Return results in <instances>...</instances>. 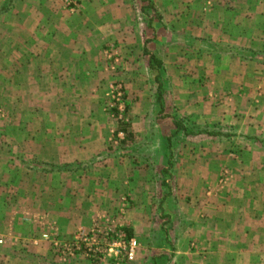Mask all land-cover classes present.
Masks as SVG:
<instances>
[{
    "label": "crops",
    "instance_id": "0c3cea01",
    "mask_svg": "<svg viewBox=\"0 0 264 264\" xmlns=\"http://www.w3.org/2000/svg\"><path fill=\"white\" fill-rule=\"evenodd\" d=\"M149 1L77 0L70 12L59 0H0V264H106L61 262L50 240L111 218L122 197L123 227L155 261L264 264L262 166L230 169L238 155L198 153L193 134L167 138L174 118L210 128L235 116L239 133L264 139V11L257 0ZM113 83L130 100L127 127L108 116Z\"/></svg>",
    "mask_w": 264,
    "mask_h": 264
},
{
    "label": "rangeland",
    "instance_id": "374dc122",
    "mask_svg": "<svg viewBox=\"0 0 264 264\" xmlns=\"http://www.w3.org/2000/svg\"><path fill=\"white\" fill-rule=\"evenodd\" d=\"M248 1L249 2L251 1L252 3L254 2V0H248ZM241 2L243 4V6H247V4H248V3L244 4L245 0H241ZM229 4L230 3H228L227 6H229ZM242 4H241V6H242ZM252 5H254V6L257 5V7H258L257 12L264 11V2L261 3V0H257V2L255 4H252ZM62 7L64 8L63 5H62ZM240 9L242 10L243 8L240 7ZM255 13H256V10L249 11L247 9V14H249L247 21H249V22L251 21L253 23H258L260 21L259 20L260 18L258 16L255 18L254 17ZM219 52L221 54V60L223 59L224 55L227 57L226 52H222V51H219ZM214 53L216 54L217 51L214 52ZM196 61H197V59H196ZM203 62H204V56L202 57V60H201V63H203ZM208 70L211 71V68H209ZM185 72H187L186 68L184 69V73ZM205 85H208V84L207 83L202 84V86H205ZM155 86H156V84H155ZM124 90H125V87H124ZM153 90L155 92L156 91V87H154ZM215 95H221V94L216 93ZM125 96H126V90H125ZM126 100L129 103L128 104V109H127V112H128V110L130 108L129 107L130 106V100L127 98V96H126ZM215 101L219 105H222V103H223L222 100H220V99H217ZM223 101H225V100H223ZM231 104H235L236 106H238L239 99H237V98L234 99L233 98L231 100ZM247 106H250L249 99L247 100ZM158 110H159V108H158ZM1 112H2V109L0 108V117H3ZM127 117L128 116H127V113H126L125 114L126 121L124 120L123 123L116 122L113 119H111L110 117L109 118L111 120H113L114 122L118 123L119 125H123V126L127 127L129 125ZM192 119H187V121L183 120V122H185V125L187 127L186 128L187 129V134H193V137L190 138L192 140H189V142L193 143L192 148H191L192 150H194V151L197 150L198 153L201 152V151L202 152L205 151L204 152L205 155L206 154L209 155L213 151L214 154L216 155V158L217 157H220V158L223 157L225 159L229 158V160H233L234 159L233 157L238 155L239 158L236 159V160H238L239 163L240 162L241 163L237 164L236 165L237 167H235V168H233V166L230 165V169H238V170H243L244 168L245 169H255V168H259L260 166H262L261 169L264 170V142H263L264 139L261 138V137L256 138L255 136H252L250 133H247V132L246 133H241V132L239 133L234 128L235 127V123H236L235 116L234 117H229V120L227 122H224L222 125H220V124L219 125H213V126H210V128H208V126L203 123L204 122L203 119H201V118L200 119L192 118ZM159 121L161 123V120H159ZM191 121L192 122H196L194 124L195 125L197 124V126L190 125L192 123ZM201 129H208V130H211L213 132L219 133L220 135L214 136L213 138L209 137V138H211L209 140L208 138H206L207 137L206 134L205 135H204V133L197 134L198 131H200ZM167 134L169 135L170 132H168ZM189 136H192V135H189ZM176 137L177 136H175V138ZM212 140H214V141H212ZM231 158H233V159H231ZM244 161H245L246 164H244L243 165L244 168H242V167H240V165H242L243 164L242 162H244ZM217 164H218V167L216 168V171L223 172V170L226 169L225 167H228L223 162L222 163H218L217 162ZM123 200L126 203V207H125V211H124V215H123V219H122V230L126 233V235H128V233L126 232V228L123 227L125 216H126V212H127V208H128V202H126V198H124V197H122L121 202H123ZM120 207H121V204H120L119 208ZM119 208L115 212L112 213L111 218L106 217V216L101 217L98 220L97 219L94 220L93 223L90 226H92L96 222H99V220H101L103 222V224H106V222L108 220H110V219H112V218L117 216V214L119 213ZM163 217H164V224L165 225H170V224H168L169 223L168 217L167 216L165 217L164 215H163ZM166 227L169 228V226H166ZM167 228H163L164 231L162 230L160 234L158 233L159 243L157 245L160 246L161 248H164V249H161V250H164V251H162L163 253L167 252L166 251V247L170 243V242L167 241V238H166V235L168 234ZM170 231H171V233H173L174 230H170ZM56 235L62 236V237L65 236L64 234H56ZM143 245L147 246L149 244H143ZM152 245H154V243ZM153 255H155V253H154V251H150L149 247H143L142 244L136 243V248H135V252H134V258L131 261H129V260L114 261L113 259H109V258H107V259H105L103 261H106V264H129V263H134V264H168V263H170V264H172L174 262V260H175L174 257H176V255L172 254L174 257H172L170 259H167L168 257L166 256L164 259L159 258L158 260L155 261V259H152ZM162 256L164 257L165 254H162ZM137 257L138 258L140 257L138 263L136 262L137 261V259H136ZM110 258H112V257H110ZM177 260L179 261L180 259H177ZM175 263H178V262L175 261Z\"/></svg>",
    "mask_w": 264,
    "mask_h": 264
},
{
    "label": "built area",
    "instance_id": "2783aa9c",
    "mask_svg": "<svg viewBox=\"0 0 264 264\" xmlns=\"http://www.w3.org/2000/svg\"><path fill=\"white\" fill-rule=\"evenodd\" d=\"M65 10L75 12L77 0H59ZM115 72L116 66H110ZM108 116L116 122L126 121L128 109L124 86L113 83L107 99ZM126 203L122 202L116 217L106 224L94 223L90 228L78 227L69 237L54 235L50 240L52 253L61 262H67L77 257H84L91 262H100L107 258L114 261L134 258L136 242L122 230V219ZM112 257V258H110Z\"/></svg>",
    "mask_w": 264,
    "mask_h": 264
},
{
    "label": "trees",
    "instance_id": "16d2710c",
    "mask_svg": "<svg viewBox=\"0 0 264 264\" xmlns=\"http://www.w3.org/2000/svg\"><path fill=\"white\" fill-rule=\"evenodd\" d=\"M146 2H147V0H146ZM147 6L149 8H151V4H150L149 0L147 2ZM149 60H150L151 68L157 72L156 80H158V77L162 73V68H163L162 63H161V61L157 60L156 58H154L152 56H150ZM163 92H164V90H163L162 84L158 83L157 84V88H156V95H157L156 96V101H157V103L159 104L160 107L162 106V94H163ZM172 124L175 127V131L171 135H169L167 137L169 141H170V139L172 137H174L179 132H183L184 134H187V129H186L187 127L185 125V122H183V120H179V119H175L174 118V120H172ZM199 133H204V135L206 134V136L212 137V138L214 136L220 135L219 133L213 132V131L208 130V129H201L200 131H198L197 134H199Z\"/></svg>",
    "mask_w": 264,
    "mask_h": 264
}]
</instances>
